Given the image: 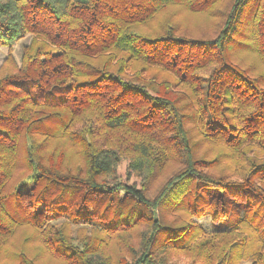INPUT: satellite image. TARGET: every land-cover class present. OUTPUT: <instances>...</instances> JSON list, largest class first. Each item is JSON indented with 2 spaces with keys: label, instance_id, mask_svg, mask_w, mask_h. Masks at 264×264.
Instances as JSON below:
<instances>
[{
  "label": "trees",
  "instance_id": "trees-1",
  "mask_svg": "<svg viewBox=\"0 0 264 264\" xmlns=\"http://www.w3.org/2000/svg\"><path fill=\"white\" fill-rule=\"evenodd\" d=\"M170 4L205 14L208 35L177 34L169 20L154 36L140 31ZM26 33L49 48L25 50L20 69L0 74V241L48 227L43 241L66 264H179L170 252L211 250L193 221L208 214L252 234L245 248L264 249V0H0V46ZM101 128L128 146L98 144ZM33 134H65L81 163L46 162ZM223 160L236 179L213 171ZM169 163L175 172L152 186ZM64 219L109 234L137 229L138 241L124 237L123 258L110 259L100 237L73 238ZM17 247L6 250L17 251L10 264H35Z\"/></svg>",
  "mask_w": 264,
  "mask_h": 264
},
{
  "label": "rangeland",
  "instance_id": "rangeland-1",
  "mask_svg": "<svg viewBox=\"0 0 264 264\" xmlns=\"http://www.w3.org/2000/svg\"><path fill=\"white\" fill-rule=\"evenodd\" d=\"M205 18V14L192 12L186 9L183 5L170 4L163 6L157 13L150 15L146 19V21L139 24V29L141 32L147 35L154 36L169 20L172 23L178 25L179 30L177 31V34L184 33L192 37H200L199 35H208V24ZM208 21L211 22L210 20ZM211 36L213 35L210 34L209 37ZM45 42V38L40 35L26 33L11 47L0 46V74H3L5 72H13L12 69H20L22 67L24 52L27 49L34 50L36 47L40 48L38 47L40 45L45 47L46 51H48L49 45H45ZM51 49H53L52 46ZM242 59H244L243 62L244 64H246L249 60H251V56L245 55L243 53ZM161 78L167 80V82L172 85L173 91L187 90V86L181 85L180 82L174 81V78L169 74H161ZM162 79L158 80L165 82ZM96 116L98 115H96L93 111L83 114V117L80 119V123H78L77 126H82V121L84 119H93ZM109 133L110 132H108L107 129L101 128L96 134L97 143L105 145L106 147L115 146L120 150H123L128 146L126 144H121V137ZM32 139L38 146V151L44 155L46 162H55L58 165H77L81 163L80 151L72 147V145L70 144V140L65 134H58L53 137H45L42 134H33ZM214 146L215 145H212V147ZM203 149L208 150L209 157H212L214 155L213 152H210L211 150H209V146H205L203 147ZM226 160H223L217 168L213 169V171H217L219 168L226 167L228 178L236 179L237 175L235 169H232V166H230V163ZM175 169L176 165L173 163H169L162 169V171H160V177L154 182L152 186H155L156 184L171 176L175 172ZM193 221L195 223H198L200 230L205 234L200 238L199 241L204 242V240H206L210 244L211 250L207 252V254H205V249L202 245L199 247L194 246L190 250L192 251L191 254L180 255V252L178 251L170 252L172 261H176L179 264H188L192 261V256L198 255V258L200 256H204V258H201L200 260L207 263L211 262V260L215 257L217 259L219 253H221L223 250L225 252L226 249L228 256L224 261L225 264H264V256L258 258L259 251H263L264 249L259 247L245 248L247 242L245 241L246 237L243 238V236L247 234L250 239H253L251 236L252 234L250 235L248 231L243 229L226 231L224 230L225 228H219V224L213 221L208 214L200 219L195 218L193 219ZM58 223L64 225L68 235L73 238H76L79 235H87L88 237L96 235L100 237L102 252L106 254V256H109L110 259H115L117 256H119V258H123L122 255L124 253L121 251V248L118 249L116 243H118L120 247V241L124 237H130L131 241L133 242L138 241L137 229H133L130 231H117L115 233L112 232L110 233V235L108 232L111 231L94 230L93 228L88 226H75L65 219L59 221ZM47 228L48 227H45L43 229H35L31 226H24L21 228L19 227L16 229L15 234L12 236L13 239L10 237L12 239L10 240L13 244L7 245L8 241H10L7 238L1 240L0 247H2V249L4 250L5 255L0 260V264H10V261L13 262L16 259L15 253H17V251H6L14 249L16 243L18 244L17 249H20L22 247L27 254L33 257L32 260H34L35 264H66L65 261L61 260L56 255H53L54 253L50 251L45 245L43 237L47 235ZM217 230H224L226 233L215 236ZM93 238L94 237H92V239ZM238 240L241 241L233 244L231 248L228 247L229 242H236ZM197 264L201 263L199 262Z\"/></svg>",
  "mask_w": 264,
  "mask_h": 264
}]
</instances>
